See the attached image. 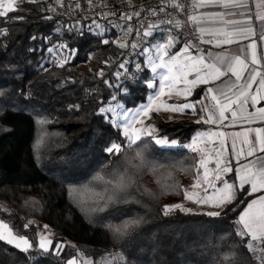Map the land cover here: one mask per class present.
I'll return each instance as SVG.
<instances>
[{
  "label": "trees",
  "instance_id": "trees-1",
  "mask_svg": "<svg viewBox=\"0 0 264 264\" xmlns=\"http://www.w3.org/2000/svg\"><path fill=\"white\" fill-rule=\"evenodd\" d=\"M5 28L7 35H0V220L28 237L34 247L23 253L0 242V264H66L72 253L64 250L57 255L55 245L69 241L74 255L83 254L94 264L116 253H122L127 264H214L217 252L241 244L234 222L250 200L246 193H238L236 202L218 217L179 210L163 215L165 204L184 200L186 180L197 177L198 154L186 148L150 143L147 152L149 159L183 165L185 171L171 170L180 194L161 195L157 177L145 170L129 189L128 202L115 203L102 213L82 211L68 196V185L87 182L121 162L104 149L122 141V132L99 109L114 102L113 95L128 108L141 105L150 94L146 86L150 73L147 70L135 84L120 85L115 73L125 62L126 50L116 43L115 30L92 31L86 21L58 18L44 2L20 4L8 18H0V29ZM57 45H67L62 50L74 55L63 67L49 62L52 54L47 49ZM88 63L94 66L91 74L79 68ZM38 119L50 123L42 130ZM152 121L160 136L181 142L207 129L186 119L166 121L157 113ZM41 135L45 143L37 159L34 144ZM169 171L162 169L157 176ZM133 218L142 222L124 237H115L103 227ZM29 221L33 223L25 228ZM45 225L54 234L48 253L36 247ZM210 237L218 248L205 247ZM237 251L242 264H255L246 259L244 248Z\"/></svg>",
  "mask_w": 264,
  "mask_h": 264
},
{
  "label": "snow or ice",
  "instance_id": "snow-or-ice-1",
  "mask_svg": "<svg viewBox=\"0 0 264 264\" xmlns=\"http://www.w3.org/2000/svg\"><path fill=\"white\" fill-rule=\"evenodd\" d=\"M24 2L39 3L40 0H19V2L18 0H0V18H8L9 13L19 10L20 4ZM55 3L63 6V0H55ZM89 3L91 4V0ZM128 3L131 6V0H128ZM172 7L183 10L184 6L179 4L178 0H174ZM190 7L192 13L188 15L187 21L176 20L174 22L177 28H181L184 23H191L194 25V31L199 34L201 43L214 45L217 48L232 44L239 45L242 41H248L247 45L239 47L238 54L229 51L214 53L199 48H196L195 54H192L190 50L194 45L186 41L178 52L172 53L171 49L179 41L176 36L168 35L165 42H157L151 44L150 47H144L142 49L143 54L146 55L144 64L151 70L153 77L159 76V90L154 96L148 97V104H141L134 109L125 108L124 104L117 100L116 95L112 96V100L116 101L115 105L109 104L99 109L100 114L110 113L109 123L117 129H122L123 140L113 141L104 149L109 157L121 158V162H114L111 170L97 172L87 182L68 185V196L88 214L105 212L115 203L128 202L129 189L136 184V177L142 175L145 170L157 177L156 183L160 187L161 195L180 194V186L175 181L171 170L179 168L185 171L183 165L179 162L149 159L147 155L150 143L160 148H168L178 146L179 142L169 140L166 136L156 135L155 124H148L145 121L152 119V114H158L161 110L170 113H184L186 109H192L195 113V103L169 104L166 101L160 103L156 101L164 96L171 99L173 95L187 98L192 94V88L188 87L189 85H206L208 87L204 90L203 99L196 101L202 105L200 111L205 113L197 123L204 122L225 127L224 122L229 119L226 113L230 111L231 125L239 124L242 130L230 134L224 131L199 132L193 137L191 143L182 145L200 155L199 167L196 170L197 181L191 188H202L203 190V195H201L184 189L183 195L186 200H191L193 203L209 205L222 211L229 204L236 202L238 193L243 192L249 196L259 193L246 203L234 222L235 235L240 237L241 244L239 246L229 245L227 251L217 252L213 260L214 264H242L239 258L240 253L237 251V247H242L245 249L246 259L250 258L255 264H264V127H243L244 124H252L256 121L264 122V106L255 108L254 112H249L246 107L249 102L251 106H256L264 101V71L256 67H252L249 71L250 65H259L261 69H264V51L259 53L257 51L258 46L264 48V0H191ZM205 7L221 10L197 13L198 9ZM49 10H54V8L50 5ZM160 11L164 9L160 8ZM152 14L156 15V10H152ZM133 15L138 17L140 12H135ZM123 18L131 20L132 15L125 14ZM17 19H23V17ZM203 23L218 26L206 28L201 26ZM156 27L158 26L150 24L143 32V37L153 36ZM132 31L131 28L127 29L129 33ZM136 34L140 35L139 30H136ZM205 34L210 38L203 39ZM0 35H7V29H0ZM102 42L109 43L108 40ZM117 43L120 48L128 46L125 42ZM131 46L136 48L138 45L133 43ZM66 48L67 45H57L48 48L47 52L59 55L60 51ZM69 58L60 56L56 63L63 67ZM126 63H121L119 67L124 69ZM136 68L140 71L141 64H137ZM99 75L103 77L104 73L101 71ZM115 75L119 78L122 74L117 72ZM258 77L259 80H257ZM222 78L227 79L222 80ZM104 82L108 84V81ZM180 84L185 87L179 88ZM254 84L257 85L255 89H253ZM146 86L148 89H153L154 79H147ZM109 87L112 85L109 84ZM166 88L167 91H165ZM124 91L127 90L124 89ZM209 99L214 102L210 106L204 104V100ZM169 118L172 119V117ZM37 123L43 130V125L50 121L38 119ZM137 125L140 126L137 127ZM229 135L232 138L231 153L236 161L235 168L231 160L224 158V152L227 150L226 140ZM205 137L208 140L213 137L218 138L219 147L214 145L211 151L198 147V142ZM241 137L243 139L237 147V140ZM44 143V135H41L34 144L37 159H39ZM210 163L214 164V167L209 168ZM162 169H170L167 176H157ZM199 169H203L202 175ZM229 173H233L231 182L225 179ZM137 189L139 190L138 185ZM209 189L212 191L209 192ZM144 192L150 194L147 188ZM176 210L185 213L193 211L181 203L165 204L162 208L165 216ZM221 211H208L204 214L209 217H218ZM141 222L140 218H133L120 225L114 226L107 223L103 227L115 237H124L129 234L130 230L139 227ZM31 223L33 222L29 221L24 227L28 228ZM47 227V225L44 226L45 229ZM49 235L51 233L39 235L36 247L42 253H48L52 249L53 241L49 239ZM219 240L224 241L225 237L221 236ZM0 242L23 253H28L34 247L28 237L14 232L3 220H0ZM62 247L61 244L55 245L57 255ZM205 247L216 249L219 244L214 243L210 237ZM66 264H94V262L84 257L83 254H79V259L72 257L66 261ZM101 264H127V261L122 253H116L103 258Z\"/></svg>",
  "mask_w": 264,
  "mask_h": 264
},
{
  "label": "built area",
  "instance_id": "built-area-1",
  "mask_svg": "<svg viewBox=\"0 0 264 264\" xmlns=\"http://www.w3.org/2000/svg\"><path fill=\"white\" fill-rule=\"evenodd\" d=\"M174 0H146L140 3H123L114 5H104L95 1L86 0L75 7H70L65 10H56L52 12L56 17L72 21H86L92 31L105 30L111 27L115 30L116 40L127 43L125 68L119 69L122 74L118 78V83L122 86L135 84L141 80L145 75L147 68L141 62L143 58L142 49L147 46L148 38L143 37V32L150 24L159 27L175 26V21H187L188 15L192 13L190 7L191 0H178L179 4L183 5V10H178L172 7ZM163 8L164 11H160ZM152 10H156V15L152 14ZM135 12H140L137 17L133 15ZM127 15H132V19L123 18ZM172 21V23H168ZM131 28V33L127 29ZM177 28V27H176ZM154 29V30H155ZM139 30L140 35L136 34ZM184 40L191 42L194 47L204 49V43L200 42L199 34L194 31V25L191 23H184L181 28H177ZM136 43L138 46L132 48V44ZM124 62V63H125ZM137 64H141V70L136 68ZM127 69V71H125Z\"/></svg>",
  "mask_w": 264,
  "mask_h": 264
},
{
  "label": "crops",
  "instance_id": "crops-1",
  "mask_svg": "<svg viewBox=\"0 0 264 264\" xmlns=\"http://www.w3.org/2000/svg\"><path fill=\"white\" fill-rule=\"evenodd\" d=\"M143 1H146V0H140V2H143ZM220 10L221 9H219V8L205 7V8L198 9L197 10V13H199V12H215V11H220ZM201 26L208 28V27H216L218 25H213V24H210V23H203ZM168 35H173V36H176L177 37V39H178L179 42L176 43L175 46L173 47L172 53L178 52L184 46V43L186 41L184 40V38L181 35V33L174 26L159 27V28L155 29L153 31V36L148 37V41H147V46L146 47H150L151 44H154V42L157 41V40H164V39H166V37ZM209 38L210 37L207 36L206 34L203 36V39H205V40L206 39H209ZM247 43H248V41H242L239 45L238 44H232L230 46H222V47H219V48L215 47L214 45L204 44V47H205V50L212 51L214 53L222 52V51H229L231 53L238 54L239 47L246 46ZM190 51L192 52V54H195V50H193V48ZM257 51H258V53L261 52V51H264V48H261V47L258 46ZM145 59H146V55L143 54V62H145ZM252 67H256L258 70L264 71V69H261L259 65H257V66H251L250 65L249 66V71L251 70ZM147 70L150 73V70L148 68H147ZM150 76H151V74H150ZM189 78L191 79L192 77H189ZM223 79H227V78H222V80ZM233 79H234V77H233ZM257 80H259V77L257 78ZM242 82L243 81H241V83ZM217 83H220V82H217ZM256 86L257 85L254 84L253 85V89H255ZM178 87L179 88H184L185 85L180 84V85H178ZM188 87H191L192 88V94L190 96H188L187 98H185L184 96L173 95L172 98L168 101V103L169 104H172V103H186V102H188V103H195L196 104V111H195V113H193L192 109H186L184 113H170V112H166V111H163V112L160 111L158 114H160L166 121H173V120H177V119H186V120H190V121H193V122L197 123V121L201 119V116L205 115V113H202L200 111L202 105L199 104V103H196V101L203 99V97H204V90L208 86H206V85H189ZM212 103H214V102L213 101H210V99L209 100H204V104H207L209 106ZM261 106H264V101H261L256 106H251V103L249 102V105L246 106V107H247V110L249 112H254L255 111V108L261 107ZM233 107L235 108L236 106L234 105ZM226 115L229 117V119L224 122V124L226 125L225 127H220L219 125H216V124H208V123H204V122L197 123V124H201V125L206 126L207 129L199 130L194 135L196 136V134L199 133V132H210V131H212V132H215V131H224V132L229 133V134L232 133V132L241 131L242 130V126L241 125H239V124H237L235 126H232L231 125V112L230 111L227 112ZM169 117H172V119H170ZM243 127H252V128H255V127H264V122L256 121V122H254L252 124H244ZM242 139L243 138L241 137V138H239L237 140V147L240 146V141ZM200 142L202 143V147L208 149L209 151H211L213 149V146L214 145L216 147H219V139L218 138H215V137H213L211 140H208V138L205 137ZM231 143H232V138H231V135H229L227 137V140H226L227 150L224 152V158L225 159H228V160H231L232 166H233V168H235L236 167V161L232 157V153H231ZM199 158L200 157L198 156V161H199ZM198 167H199V165H198ZM212 167H214V164H211L210 163L209 164V168H212ZM199 172L202 175L203 169H199ZM232 176H233V173H229V174H227L225 176V179H229V181L231 182V177ZM192 181H194V183H196L197 177L195 179H192ZM195 189H197V188H195ZM210 191H212V189H209V192ZM202 195H203V192H202ZM257 195H259V193L253 194L252 196H250V200L251 199H254L255 196H257Z\"/></svg>",
  "mask_w": 264,
  "mask_h": 264
},
{
  "label": "rangeland",
  "instance_id": "rangeland-1",
  "mask_svg": "<svg viewBox=\"0 0 264 264\" xmlns=\"http://www.w3.org/2000/svg\"><path fill=\"white\" fill-rule=\"evenodd\" d=\"M86 0H63V6H60V5H57L55 3V0H40V2H44L46 4H48V10H49V6L51 5L52 8H54V10H49L50 12H54L56 10H65L67 8H70V7H75V6H78L79 4H81L82 2H84ZM91 1H95V2H98V3H101V4H104V5H114V4H123V3H128V0H91ZM19 2V0H18ZM140 0H131V3H139ZM166 39L164 40H157L155 41L154 43H157V42H165ZM117 42H120V41H117L116 40V43ZM173 48L171 49V52H172ZM60 56H67V57H70V59L73 58V52H71L70 50H61L59 55H53L51 56V58L49 59V62L52 63V64H55L57 59L60 58ZM165 59H167V57H165ZM146 60V59H145ZM145 65V64H144ZM93 64L91 63H88V64H83L81 65L79 68L87 73V74H91L93 73L94 69H93ZM149 69V68H148ZM150 70V69H149ZM160 71V70H158ZM150 74H151V78L150 79H154V83H155V87L153 89H150V94L148 95V97L150 95H155V93L159 90V76H155L153 77V74L151 73V70H150ZM165 91H167V88L165 89ZM148 97L146 99L145 102H143L142 104H148L149 103V100H148ZM170 99H168L167 96H164V97H160V99L158 101H156V103H160L162 101H166L168 103ZM120 102V101H119ZM116 101L112 102V103H109V104H112V105H115ZM122 103V102H120ZM109 104L105 105L104 107H107ZM123 104V103H122ZM125 106V105H124ZM138 107V106H137ZM125 108H128L125 106ZM136 107H133V108H129V109H134ZM161 112H163V110H161ZM153 114H156V113H153ZM153 114H152V119L150 120H146L145 122L148 123V124H154L153 123ZM106 117H108L109 119L111 118V114L110 113H105L104 114ZM160 115V114H159ZM140 125H137V127H139ZM121 130L122 132V129H119ZM156 135L160 136V133L157 129V133ZM195 137V135L193 136ZM193 137L191 138L190 141L188 142H181V141H178V146L176 147H168V148H185L183 147L182 145H185V144H189L191 143ZM170 140V139H169ZM198 147H202V143L201 142H198ZM203 148V147H202ZM190 151H192L191 149L189 148H186ZM208 150V149H207ZM198 156L200 157L199 153H197ZM200 159V158H199ZM199 165V164H198ZM195 184L194 181H192V179H189V180H186L185 182V185H184V189H188L190 190V192H193V193H200L202 195V188H191V186ZM219 186V185H218ZM211 192V191H210ZM177 203H181L183 204L186 208H191L193 211L192 212H201V213H206L208 211H221L220 209H217V208H214V207H211L209 205H198L196 203H193L191 200H186L184 198V200L182 201H172L168 204H177ZM10 227V226H9ZM49 233H51V235H49V239H51L53 241L54 239V234L51 230V228L47 227V229L44 228V226L40 229L39 231V235L40 234H44V235H48ZM63 247L59 250V252H62L64 250H66L67 252L69 251L70 253H72V256L69 258L71 259L72 257H77L79 259V255H74L73 254V244L72 242H67V243H64V244H61ZM53 247V246H52ZM56 250V249H55ZM75 253V252H74ZM91 260V259H90Z\"/></svg>",
  "mask_w": 264,
  "mask_h": 264
}]
</instances>
